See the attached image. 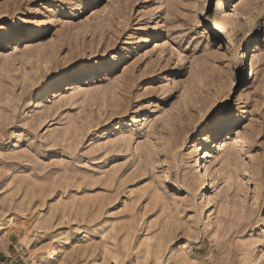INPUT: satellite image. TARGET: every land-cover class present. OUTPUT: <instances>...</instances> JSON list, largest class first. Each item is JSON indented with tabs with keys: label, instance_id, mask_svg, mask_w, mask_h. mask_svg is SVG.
<instances>
[{
	"label": "rangeland",
	"instance_id": "374dc122",
	"mask_svg": "<svg viewBox=\"0 0 264 264\" xmlns=\"http://www.w3.org/2000/svg\"><path fill=\"white\" fill-rule=\"evenodd\" d=\"M0 264H264V0H0Z\"/></svg>",
	"mask_w": 264,
	"mask_h": 264
},
{
	"label": "bare ground",
	"instance_id": "6f19581e",
	"mask_svg": "<svg viewBox=\"0 0 264 264\" xmlns=\"http://www.w3.org/2000/svg\"><path fill=\"white\" fill-rule=\"evenodd\" d=\"M65 71H64V69H62L61 71H57L55 74H54V77L55 76H58V75H60V74H63ZM220 131V130H219ZM203 153V151H200V148H198L197 150H196V152H195V154H194V156H197V161L196 162H198L199 160H200V158H201V154ZM206 154V153H205ZM202 157H204V156H202ZM200 162H202V160H200ZM204 176V175H203ZM205 185H206V183L204 182L203 183V185H202V188H204L205 187Z\"/></svg>",
	"mask_w": 264,
	"mask_h": 264
}]
</instances>
